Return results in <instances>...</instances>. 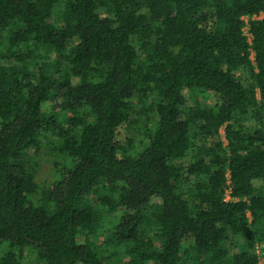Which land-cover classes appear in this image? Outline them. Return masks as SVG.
I'll use <instances>...</instances> for the list:
<instances>
[{
	"label": "trees",
	"instance_id": "trees-1",
	"mask_svg": "<svg viewBox=\"0 0 264 264\" xmlns=\"http://www.w3.org/2000/svg\"><path fill=\"white\" fill-rule=\"evenodd\" d=\"M261 261L264 0H0V264Z\"/></svg>",
	"mask_w": 264,
	"mask_h": 264
},
{
	"label": "rangeland",
	"instance_id": "rangeland-1",
	"mask_svg": "<svg viewBox=\"0 0 264 264\" xmlns=\"http://www.w3.org/2000/svg\"><path fill=\"white\" fill-rule=\"evenodd\" d=\"M186 102L188 105L192 104V101L188 95H187ZM205 102L208 103L209 105H212L214 103L213 96L209 94L208 97L205 99ZM220 135H221V139L224 141V144H226V141L224 139L223 129L220 130ZM29 155H31V157H32L34 155V150H30ZM55 159H56V157L53 154H50L45 148H43V150L40 151L39 157L37 158L38 170H37V175H36V177L40 183H47L48 181L51 180L52 176L55 177L56 171L54 172L55 169H54V164H53ZM58 161H59V159H58ZM62 162L63 161L61 160L58 163L60 165H62ZM52 174H54V175H52ZM92 201H94V200H92ZM260 264H263V262L261 261Z\"/></svg>",
	"mask_w": 264,
	"mask_h": 264
}]
</instances>
